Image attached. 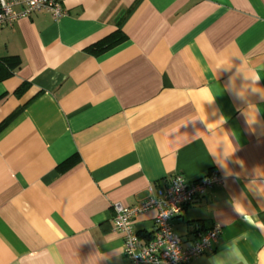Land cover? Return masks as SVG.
I'll return each mask as SVG.
<instances>
[{"label": "crops", "instance_id": "1", "mask_svg": "<svg viewBox=\"0 0 264 264\" xmlns=\"http://www.w3.org/2000/svg\"><path fill=\"white\" fill-rule=\"evenodd\" d=\"M61 6L0 29V264H131L113 204L211 171L171 221L184 248L220 227L186 264H264V0Z\"/></svg>", "mask_w": 264, "mask_h": 264}, {"label": "built area", "instance_id": "2", "mask_svg": "<svg viewBox=\"0 0 264 264\" xmlns=\"http://www.w3.org/2000/svg\"><path fill=\"white\" fill-rule=\"evenodd\" d=\"M62 1L0 0V29L40 11H48L53 18H60L64 14ZM17 6L20 7L19 11L14 10ZM222 181V176L216 171L194 180L177 173L157 189L156 196L138 205L113 204L114 228L123 236V253L131 264H186L209 249L220 233L219 226L214 225L205 233H198L192 244L184 248L173 231L171 221L208 189L220 185ZM150 209L156 210L154 231L151 238L140 245L132 223L138 215Z\"/></svg>", "mask_w": 264, "mask_h": 264}, {"label": "trees", "instance_id": "3", "mask_svg": "<svg viewBox=\"0 0 264 264\" xmlns=\"http://www.w3.org/2000/svg\"><path fill=\"white\" fill-rule=\"evenodd\" d=\"M24 88V87H23ZM22 89H19V92L21 91Z\"/></svg>", "mask_w": 264, "mask_h": 264}, {"label": "clouds", "instance_id": "4", "mask_svg": "<svg viewBox=\"0 0 264 264\" xmlns=\"http://www.w3.org/2000/svg\"><path fill=\"white\" fill-rule=\"evenodd\" d=\"M237 214H239V212L237 211Z\"/></svg>", "mask_w": 264, "mask_h": 264}]
</instances>
